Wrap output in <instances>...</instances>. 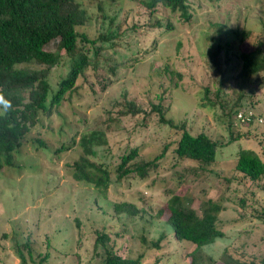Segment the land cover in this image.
I'll list each match as a JSON object with an SVG mask.
<instances>
[{
	"label": "rangeland",
	"instance_id": "1",
	"mask_svg": "<svg viewBox=\"0 0 264 264\" xmlns=\"http://www.w3.org/2000/svg\"><path fill=\"white\" fill-rule=\"evenodd\" d=\"M79 1L90 15L85 28L89 38L118 33L104 41L108 47L112 44L104 51L108 63L140 57L131 66L108 73L113 82L104 91L87 69L78 81L80 87L66 92L50 116L39 113L26 144L14 153L13 165L0 169V264H104L103 249L94 248L96 230L109 234L108 246L116 253L140 257V264H219L225 249L243 259L264 256V222L257 218L264 211V178H244L234 159L238 134L244 145L264 150V72L261 86L245 88L235 79L241 33H247L250 44L264 42V0H189L193 10L189 22L162 6L148 9L140 0ZM166 22L173 25L171 30L165 28ZM218 45L217 67L209 52ZM148 48L151 51L144 53ZM60 54L62 64L51 71L53 86L70 68L68 57ZM103 59L102 55L104 63ZM205 88L206 99L201 101ZM241 90L243 109L262 118L261 123L245 125L235 119ZM129 101L140 109L138 113L119 114ZM158 102L175 124L183 123L192 134L205 132L220 143L216 160L203 172L195 173L199 162L173 157L174 129L159 123L156 111L149 115ZM94 128L103 129L107 139L90 157L112 170L105 195L68 175L81 154L78 143L54 151ZM35 139L45 146L38 147ZM139 143L145 159L158 154L164 144L169 149L146 180L117 179L113 169L120 155ZM173 193L191 198L198 212L203 201L223 199L217 219L223 235L197 252L189 241L176 240L171 226L155 217ZM239 199L245 206L237 203ZM116 202L133 203L140 212L117 214Z\"/></svg>",
	"mask_w": 264,
	"mask_h": 264
},
{
	"label": "trees",
	"instance_id": "2",
	"mask_svg": "<svg viewBox=\"0 0 264 264\" xmlns=\"http://www.w3.org/2000/svg\"><path fill=\"white\" fill-rule=\"evenodd\" d=\"M140 1L148 9H153L157 5L168 8L170 12L177 13L178 19L183 22H189L193 16L189 0ZM89 20L87 8L79 0H0V94L11 104L6 112L0 105V169L13 165L14 153L26 144V136L37 123L39 113L43 112L50 116L66 92L75 91L80 87L78 81L85 76L87 69L93 71L100 89L104 91L113 82L108 73L115 74L117 68L131 66L132 62L140 57L134 55L121 62L108 63L104 51L112 44L108 47L104 41L118 33L101 32L96 38H89L85 32ZM165 28L171 30L173 25L166 22ZM246 37V32L241 33L238 43L240 68L235 79L241 80L245 88L261 86L260 75L264 72V42L250 44ZM151 45L152 47L155 45L154 39ZM61 51L68 57L70 68L53 86L51 71L62 64ZM150 51L151 48H148L144 53ZM220 52L221 45L209 52L212 63L217 67ZM102 55L104 63L101 60ZM101 69L102 72H98ZM242 90L234 113L250 111L244 110L241 105ZM206 91L207 88L200 98L201 101L206 99ZM210 105L214 103L210 101ZM139 110L132 101H129L122 110H119V114L135 115ZM155 111L159 116L158 122L168 125L170 130L174 129L177 136L171 148L175 159L199 162L200 168H197L195 173L198 170L203 172L216 160L217 151L221 148L219 142L205 132L192 134L183 123L178 125L166 118L167 110L161 102L152 104L149 115ZM253 115L256 117L254 113ZM255 121L258 122L253 120L242 124L250 125ZM238 137L239 134L234 137L237 141L234 154L235 169L244 178L259 181L264 178V150L259 152L251 146H246ZM35 142L38 147L45 146L41 139H35ZM72 143L79 144L81 154L70 165L68 175L75 181L91 185L105 195L111 182L112 170L108 165L90 159L96 155L98 146L107 144L105 131L94 128L82 132L77 142L73 137L70 143H61L54 150L55 153L69 150L74 146ZM140 147L139 143L120 155L119 162L113 169L117 179L137 177L146 180L157 171L160 165L158 161L165 157L169 144H164L161 151L149 159L140 155ZM191 202V198L173 193L156 210L155 217L164 219L163 221L171 226L174 238L189 241L197 252L202 246L213 243L217 237L223 235L217 226L218 215L223 209V199L209 198L203 201L199 207L200 212L192 207ZM237 203L241 207L245 206L243 199H239ZM113 209L117 214L125 213L130 216H136L140 212L130 202H116ZM257 218L264 222V211L258 214ZM110 240L106 231H95L94 248L103 249L104 264H140V257L131 259L116 253L113 246H108ZM154 245L157 246L156 243ZM17 255L23 258V253L19 249ZM191 256L194 262V255ZM220 261L219 264H264V256L243 259L225 249Z\"/></svg>",
	"mask_w": 264,
	"mask_h": 264
},
{
	"label": "built area",
	"instance_id": "3",
	"mask_svg": "<svg viewBox=\"0 0 264 264\" xmlns=\"http://www.w3.org/2000/svg\"><path fill=\"white\" fill-rule=\"evenodd\" d=\"M236 120L239 121V122H251L253 120H257L259 123L262 122V118H256L254 117L253 113L251 111L247 112V113H244L242 111H238L236 113V116H235Z\"/></svg>",
	"mask_w": 264,
	"mask_h": 264
},
{
	"label": "clouds",
	"instance_id": "4",
	"mask_svg": "<svg viewBox=\"0 0 264 264\" xmlns=\"http://www.w3.org/2000/svg\"><path fill=\"white\" fill-rule=\"evenodd\" d=\"M0 105L3 106L5 112L11 107L10 102L6 100L2 94H0Z\"/></svg>",
	"mask_w": 264,
	"mask_h": 264
}]
</instances>
